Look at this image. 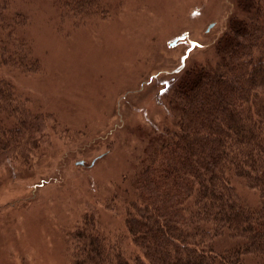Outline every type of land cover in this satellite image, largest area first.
I'll list each match as a JSON object with an SVG mask.
<instances>
[{
    "label": "trees",
    "instance_id": "1",
    "mask_svg": "<svg viewBox=\"0 0 264 264\" xmlns=\"http://www.w3.org/2000/svg\"><path fill=\"white\" fill-rule=\"evenodd\" d=\"M26 1L0 0V162L29 164L41 142L42 113L1 72L40 64L24 35ZM46 1L72 17L106 5ZM202 55L172 71L160 91L163 115L139 155L99 187L126 233L111 235L87 204L66 231L71 264H242L247 255L264 264V0H234ZM219 236L233 241L219 248Z\"/></svg>",
    "mask_w": 264,
    "mask_h": 264
},
{
    "label": "rangeland",
    "instance_id": "2",
    "mask_svg": "<svg viewBox=\"0 0 264 264\" xmlns=\"http://www.w3.org/2000/svg\"><path fill=\"white\" fill-rule=\"evenodd\" d=\"M104 1L103 11L82 17L46 0L21 5L40 64L1 72L42 113V132L29 164L0 162V264H71L66 231L87 204L111 235L126 233L99 187L131 167L163 115L160 91L172 71L186 53L185 65L203 58L234 9V0ZM232 241L219 236L215 246ZM242 264L257 262L247 255Z\"/></svg>",
    "mask_w": 264,
    "mask_h": 264
},
{
    "label": "water",
    "instance_id": "3",
    "mask_svg": "<svg viewBox=\"0 0 264 264\" xmlns=\"http://www.w3.org/2000/svg\"><path fill=\"white\" fill-rule=\"evenodd\" d=\"M212 25H213L212 23H211V24H209L208 28H210ZM182 38H183V37H182Z\"/></svg>",
    "mask_w": 264,
    "mask_h": 264
},
{
    "label": "bare ground",
    "instance_id": "4",
    "mask_svg": "<svg viewBox=\"0 0 264 264\" xmlns=\"http://www.w3.org/2000/svg\"><path fill=\"white\" fill-rule=\"evenodd\" d=\"M163 67H165V66H163Z\"/></svg>",
    "mask_w": 264,
    "mask_h": 264
}]
</instances>
